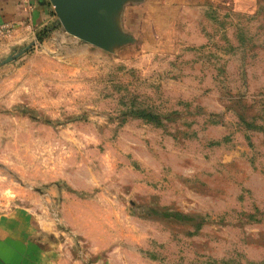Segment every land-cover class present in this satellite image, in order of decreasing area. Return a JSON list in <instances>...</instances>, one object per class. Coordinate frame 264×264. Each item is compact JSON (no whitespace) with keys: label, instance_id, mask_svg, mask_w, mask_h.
Here are the masks:
<instances>
[{"label":"rangeland","instance_id":"obj_1","mask_svg":"<svg viewBox=\"0 0 264 264\" xmlns=\"http://www.w3.org/2000/svg\"><path fill=\"white\" fill-rule=\"evenodd\" d=\"M138 1L103 43L48 0L0 58L35 41L0 65V232L62 264H264V0Z\"/></svg>","mask_w":264,"mask_h":264},{"label":"crops","instance_id":"obj_2","mask_svg":"<svg viewBox=\"0 0 264 264\" xmlns=\"http://www.w3.org/2000/svg\"><path fill=\"white\" fill-rule=\"evenodd\" d=\"M47 1L0 0V27L5 22H10L12 25L8 32L0 31V58L8 54L6 51L12 45L21 43L24 39L33 36L40 28L48 25L52 7ZM155 1L157 0H149L148 7H151ZM138 3L139 1L135 2V0L129 1L125 6L131 4L132 10H130L134 11ZM17 233L0 232V264H62L61 259L58 260L53 256L54 252L50 254V251H44V247L37 242L22 236L20 231V234Z\"/></svg>","mask_w":264,"mask_h":264},{"label":"water","instance_id":"obj_3","mask_svg":"<svg viewBox=\"0 0 264 264\" xmlns=\"http://www.w3.org/2000/svg\"><path fill=\"white\" fill-rule=\"evenodd\" d=\"M64 29L88 41L116 42L125 40L118 31L116 14L123 10L125 4L134 0H50ZM136 1V0H135ZM35 41L29 43L19 52L0 61L5 64L17 59L28 51Z\"/></svg>","mask_w":264,"mask_h":264},{"label":"built area","instance_id":"obj_4","mask_svg":"<svg viewBox=\"0 0 264 264\" xmlns=\"http://www.w3.org/2000/svg\"><path fill=\"white\" fill-rule=\"evenodd\" d=\"M12 28V25H11V23L10 22H5V23H3L2 25H1V27H0V31L1 32H8L10 29Z\"/></svg>","mask_w":264,"mask_h":264},{"label":"trees","instance_id":"obj_5","mask_svg":"<svg viewBox=\"0 0 264 264\" xmlns=\"http://www.w3.org/2000/svg\"><path fill=\"white\" fill-rule=\"evenodd\" d=\"M44 30H47V28H45Z\"/></svg>","mask_w":264,"mask_h":264}]
</instances>
